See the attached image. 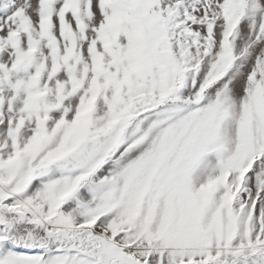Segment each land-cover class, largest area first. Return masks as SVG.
Masks as SVG:
<instances>
[{"label":"snow or ice","instance_id":"1","mask_svg":"<svg viewBox=\"0 0 264 264\" xmlns=\"http://www.w3.org/2000/svg\"><path fill=\"white\" fill-rule=\"evenodd\" d=\"M0 264H264V0H0Z\"/></svg>","mask_w":264,"mask_h":264}]
</instances>
